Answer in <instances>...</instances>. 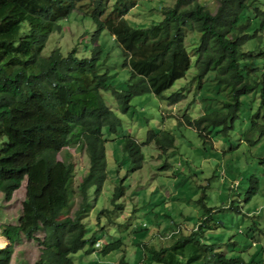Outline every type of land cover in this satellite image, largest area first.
<instances>
[{
    "label": "trees",
    "instance_id": "16d2710c",
    "mask_svg": "<svg viewBox=\"0 0 264 264\" xmlns=\"http://www.w3.org/2000/svg\"><path fill=\"white\" fill-rule=\"evenodd\" d=\"M257 1L216 0L213 11L202 0H174L161 9L159 21L137 26L126 18L137 0H0V192L10 199L14 190L26 182L17 223L1 230L4 237L0 244L9 241V245L0 248V264L10 263L14 246L22 236L38 244L40 253L34 264H75L72 255L97 242L94 235L86 237L88 230L83 221L89 211L88 191L92 186L100 191L107 178L103 129L116 133L121 125L103 92H110L120 113L128 111L133 97L146 92L174 105L185 98L184 89L168 96L164 93L186 75L193 54L194 91L209 77L221 95L217 100L224 112L214 110L194 119L185 114L182 120L187 125L202 134L203 124L233 122L241 97L257 90L260 107H264V72L257 74L256 68L241 62L253 57V51L243 50V45L258 36L246 31L251 21L242 13ZM254 8L259 17L257 30H264V10ZM73 12L89 17L94 25L89 50L84 32L79 42L83 39L85 53L80 57L79 42L66 54L55 47L44 55L50 35L61 32L62 21ZM191 31L200 35L198 44L191 47L192 54L185 44ZM103 34L113 38L120 52V66L128 71L125 89L113 86L111 54L100 41ZM259 120L258 110L250 124L263 135L264 119L263 123ZM127 139L124 149L141 167L140 143ZM174 140L173 133L163 128L150 129L145 142L153 141L166 151L173 147ZM70 147L84 151L88 160L86 172L75 186L76 163L71 154L67 150L62 158L58 157L61 150ZM115 192L114 198L124 190L118 185ZM76 195L81 201L75 214L62 217L63 209L73 205ZM204 207L207 211L198 224L190 229H173L165 244L149 248L153 262H243L242 257L228 256L219 243L205 240L208 222H217L211 218L213 211ZM118 241L101 245V252L115 249Z\"/></svg>",
    "mask_w": 264,
    "mask_h": 264
},
{
    "label": "rangeland",
    "instance_id": "374dc122",
    "mask_svg": "<svg viewBox=\"0 0 264 264\" xmlns=\"http://www.w3.org/2000/svg\"><path fill=\"white\" fill-rule=\"evenodd\" d=\"M202 1L213 11L217 7L216 0ZM258 1L242 13L251 21L246 31L258 36L254 35L243 45V50L253 51V57L241 62L256 68V73L260 74L264 72V30H257L259 17L254 7L264 10V0ZM173 2L137 0L126 18L134 25L147 26L159 21L161 9ZM62 24L61 32L50 35L44 55L55 47L66 54L76 46L84 32L89 50L90 33L94 29L89 17L82 18L73 12ZM199 36L197 31L186 35L185 44L190 54L191 47L198 44ZM112 39L109 34L100 37L111 54L113 86L125 89L128 71L121 68L120 52ZM83 45L82 39L78 43L79 57L85 53ZM191 59L186 75L164 93L168 96L184 89L185 98L174 105L146 92L133 97L128 111L120 113L110 92H103L107 105L120 118L121 125L116 133L103 129L107 178L100 191L96 186L89 189V211L83 219L88 230L86 237L94 235L97 242L94 246L87 244L73 254L75 264H158L151 260L149 248L158 247L162 242L165 244L173 229H190L198 224L207 211L204 206L213 211L211 218L217 222L214 225L209 221L204 229L208 243H219L228 256L242 257L243 262L239 264H264V134L259 135L251 126L252 122L250 124L251 116L258 110L259 123H263L264 107H260L259 90L241 97V106L233 122L203 124L200 134L182 120L185 114L194 119L214 110L224 112V109L217 100L221 95L216 93L215 82L209 77L194 91L196 82L191 80L195 75L193 54ZM163 128L169 129L175 138L173 147L166 151L160 150L153 141L145 142L150 129ZM128 137L140 143L141 167L124 149ZM67 150L76 163L75 186L86 172L88 160L84 151L74 147L61 150L58 157L62 158ZM25 184L23 181L10 199L0 192V238H3V227L17 223L25 198ZM118 185L124 193L114 198ZM80 201L81 197L76 195L73 205L64 208L61 216L73 217ZM117 240L115 249L101 252L105 244ZM8 245L9 242L0 244V248ZM39 253L36 241L22 236L14 246L9 264H34Z\"/></svg>",
    "mask_w": 264,
    "mask_h": 264
},
{
    "label": "clouds",
    "instance_id": "9594fccd",
    "mask_svg": "<svg viewBox=\"0 0 264 264\" xmlns=\"http://www.w3.org/2000/svg\"><path fill=\"white\" fill-rule=\"evenodd\" d=\"M4 237V236H3ZM8 241V240H7ZM9 242V241H8Z\"/></svg>",
    "mask_w": 264,
    "mask_h": 264
}]
</instances>
